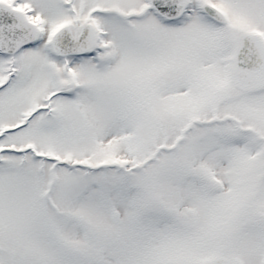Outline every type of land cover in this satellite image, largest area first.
Segmentation results:
<instances>
[{
	"label": "snow or ice",
	"instance_id": "obj_1",
	"mask_svg": "<svg viewBox=\"0 0 264 264\" xmlns=\"http://www.w3.org/2000/svg\"><path fill=\"white\" fill-rule=\"evenodd\" d=\"M0 264H264V0H0Z\"/></svg>",
	"mask_w": 264,
	"mask_h": 264
}]
</instances>
